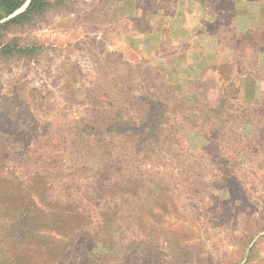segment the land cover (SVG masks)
<instances>
[{
    "label": "rangeland",
    "instance_id": "rangeland-1",
    "mask_svg": "<svg viewBox=\"0 0 264 264\" xmlns=\"http://www.w3.org/2000/svg\"><path fill=\"white\" fill-rule=\"evenodd\" d=\"M49 1L1 32L0 261L19 251L20 264H58L56 252L62 264H264L253 34L230 36L231 14L218 15L210 27L231 25L233 60L191 72L186 93L156 13L172 16L175 0ZM26 233L41 244L9 239Z\"/></svg>",
    "mask_w": 264,
    "mask_h": 264
},
{
    "label": "crops",
    "instance_id": "crops-1",
    "mask_svg": "<svg viewBox=\"0 0 264 264\" xmlns=\"http://www.w3.org/2000/svg\"><path fill=\"white\" fill-rule=\"evenodd\" d=\"M133 4L135 15L151 13L139 3ZM174 12L172 16H169L168 12L161 7L156 13L165 19L167 30L175 36L176 51L173 55H176L180 63L181 58L184 59L183 63L186 66L182 67L183 75L179 84L180 90L186 93L189 91L187 89L184 91L182 85L185 84L184 80L191 72L203 69L217 61L233 60L224 31L231 28V25L222 24V30L218 32L210 27V23L218 21V15L231 14L232 28L236 30L238 25H241L240 31L258 32L264 29V0H175ZM145 36L150 39L155 35L149 32ZM171 57L164 56L162 60L166 65H172ZM262 57L263 55L260 54L258 62L262 61Z\"/></svg>",
    "mask_w": 264,
    "mask_h": 264
},
{
    "label": "trees",
    "instance_id": "trees-1",
    "mask_svg": "<svg viewBox=\"0 0 264 264\" xmlns=\"http://www.w3.org/2000/svg\"><path fill=\"white\" fill-rule=\"evenodd\" d=\"M28 0H0V50L5 51L8 49L9 44H6L2 40V31L9 25H16V24H21L23 22L28 21L31 19L33 15H35L38 12H41L44 10L45 6H47L50 1L49 0H30L27 4V6L24 8V10L16 13L19 9H21ZM16 13V14H15ZM226 24V23H223ZM234 28H232L229 31V35L231 36L233 34ZM236 32H240L241 34L244 33H250L253 34V37L250 38L251 41H249L247 38L246 42V48L253 50L257 54L256 57V62H258V57L260 54L264 53V29L262 31L254 32L251 30H243V31H238L235 30ZM240 36V35H239ZM254 43L255 45L251 44ZM252 45V48L251 46ZM230 46V44H229ZM232 47V46H231ZM79 194H80V189H78ZM35 227L39 226L38 222L39 220L36 221ZM10 237V236H9ZM38 236L35 235H29V234H21V235H14L11 236L9 239L12 240L14 245L18 247V249L26 246L27 244H31L34 248L37 246V243L39 242V245L41 244L40 241H38ZM52 243L54 244V241L52 240ZM44 244V243H43ZM59 246L57 248L61 249L62 243L58 244ZM57 249V250H59ZM34 251V249H33ZM47 251V250H46ZM50 252V251H48ZM56 252V251H55ZM27 256H31L30 254ZM4 257V256H3ZM53 257H59V260L56 262L58 264H62V258H64V252L61 253H55ZM9 260L10 263L5 262V260H1L0 264H11V260L15 259L13 262L14 264H20V261L22 258L19 256V251H15L12 254V257H5ZM21 259V260H20ZM82 259V257H81ZM75 260V258L73 259ZM80 260V259H79ZM80 261H77L76 264H79Z\"/></svg>",
    "mask_w": 264,
    "mask_h": 264
}]
</instances>
